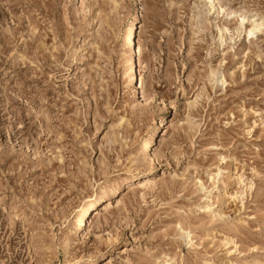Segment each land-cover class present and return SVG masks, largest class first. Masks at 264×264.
I'll list each match as a JSON object with an SVG mask.
<instances>
[{"label": "rangeland", "instance_id": "1", "mask_svg": "<svg viewBox=\"0 0 264 264\" xmlns=\"http://www.w3.org/2000/svg\"><path fill=\"white\" fill-rule=\"evenodd\" d=\"M0 264H264V0H0Z\"/></svg>", "mask_w": 264, "mask_h": 264}, {"label": "bare ground", "instance_id": "2", "mask_svg": "<svg viewBox=\"0 0 264 264\" xmlns=\"http://www.w3.org/2000/svg\"><path fill=\"white\" fill-rule=\"evenodd\" d=\"M248 23H249V29L246 30V25ZM133 26H134V22H132V24L130 25V27H128L127 33L125 35V40H126V44L127 45H132L134 43L133 37L135 35V32L133 33V29H134ZM238 28H239L240 31L244 32L247 35V37L251 38L254 34H256L260 30V24L256 23L255 20L247 21L244 17H242V18H240L238 20ZM131 49L135 53L138 52L136 50V49H138V47L136 49H135V47H132ZM135 74H136V63L132 59L131 65H130V67L128 69V72H127V75H128V77L131 78V80H133ZM150 137L151 138L153 137V133H150L149 134V138ZM147 146H148V142H145L142 147L143 148H146ZM150 172H153V171L151 170ZM144 177H146L145 174L139 175V176H130L129 179H130V181H136V180H140V179H142ZM124 187H126V185L122 184L120 186V188L117 187V188L112 189L110 191H103L96 199H94L93 201H90L89 203H87L79 211L78 216L76 217L75 231L76 232H79V231H81L85 227V224L83 225L84 218L86 219L91 214V212L94 210V208L96 206H99L100 204L105 203L110 197H113V196L118 195L119 192H120V190H121V188H124Z\"/></svg>", "mask_w": 264, "mask_h": 264}]
</instances>
